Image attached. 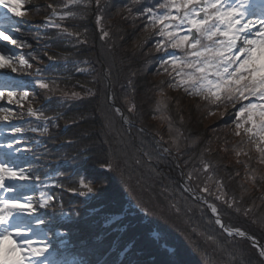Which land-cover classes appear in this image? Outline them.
<instances>
[{"label": "trees", "instance_id": "16d2710c", "mask_svg": "<svg viewBox=\"0 0 264 264\" xmlns=\"http://www.w3.org/2000/svg\"><path fill=\"white\" fill-rule=\"evenodd\" d=\"M65 2L42 0L39 11L34 8V20L51 17L63 28L81 33L80 39L86 38L88 43L77 45L75 37L46 27L45 22L32 25L14 20L22 38L31 45L21 48V55L33 64L29 71L35 76L36 68L49 69L43 74L56 77L59 88L52 95L20 72L21 87L29 91L32 106L44 108L47 117L59 115L60 118L49 122L46 135L29 130L43 127V122L34 118L25 116L23 121L14 122L25 128L20 136L23 149H31H22L27 154L23 167L30 165L43 182L32 193L38 197L39 192L44 191L54 198L50 207L41 208L37 213L45 224L34 225L37 232L47 233V237L41 235L37 239L47 238L53 244L50 259L57 264L66 261L68 264H170V261L171 264H208L207 252L211 254L212 264H264L258 249L246 240L223 233L212 222L214 217L209 208L183 191L180 169L184 174L200 169L201 153L205 148L210 149L204 152V159L216 166L215 174L223 179L226 199L234 197L239 211L221 204L215 195L200 194L206 196L210 204H216L226 225L245 231L264 247V181L257 178L253 184L246 178L253 169L258 177L264 175V164L257 162L259 154L251 145L241 147L249 151L252 159L244 155L238 157L233 151L242 137L233 135L232 108L223 117L218 112L216 116L205 118L206 114L195 108L200 103L198 99L169 88V77L158 74L166 53L156 51L154 42L159 37L155 32L144 31L147 17L141 13L145 8H155L159 0H101L103 26L110 36L107 41L101 40L95 23L99 10L94 0L87 8L83 5L65 8ZM53 8L58 14L70 11L77 17L60 20L52 17ZM77 67L85 71H77ZM104 70L112 73L115 101L135 124L130 131H126L129 125L123 123L109 102ZM132 73L136 75L133 77ZM129 79L133 82L131 86ZM162 80L169 104L167 114L174 125L171 133L167 122L159 119L160 113L154 110L156 101L161 99L157 86ZM86 89H93L96 95L63 103L59 100L62 92L84 95ZM133 101L136 110L130 112L129 104ZM176 101H179L178 106ZM27 106L25 102V109ZM105 122H111V127L105 128ZM175 129L183 132L179 154L171 143V137L177 134ZM118 132L124 133L121 139L127 142L121 145L125 155L113 159L115 170L108 171L102 167L108 148L106 141L116 139ZM161 136L162 146L170 148L171 155L162 157L159 163L155 159L149 161L143 151L157 156L159 150L154 140H160ZM196 137L199 139L193 145ZM81 174L93 181L94 193L82 196L71 191L79 187L77 181ZM204 175L194 173L199 178L190 182L197 193L204 184ZM215 187V183L210 184L213 193ZM160 231L172 239L175 235L176 241H180H164L156 235Z\"/></svg>", "mask_w": 264, "mask_h": 264}, {"label": "snow or ice", "instance_id": "6c2138e0", "mask_svg": "<svg viewBox=\"0 0 264 264\" xmlns=\"http://www.w3.org/2000/svg\"><path fill=\"white\" fill-rule=\"evenodd\" d=\"M92 2L93 0H66L64 7L83 5L87 8ZM94 3L99 10L95 23L99 27L100 38L107 41L110 36L109 31L103 26L101 0H94ZM0 7L7 9L14 16L25 14L21 11L23 0H16L15 3H10L9 0H0ZM49 7L52 6L49 5ZM39 8L40 6H37L36 10L39 11ZM128 11L131 12V8ZM141 15L147 17L144 31L155 32L159 37L154 42L156 51L166 53V58L161 60L157 72L169 77L168 87L177 91L182 90L187 96L198 99L200 103H197L195 108L197 111L204 112L205 118L216 116L218 112L223 117L228 109L232 108L234 110L233 135L242 137L240 145L233 146V151L238 157L244 155L252 159L249 151L241 147L251 145L259 154L257 162L264 164V0H159L155 8H145ZM52 17L65 20L76 18L77 14L70 11L58 14L53 8ZM46 27L59 29L67 37H75L77 45L88 43L86 38L80 39L81 33L63 28L51 17L47 20ZM12 32L23 36L20 27L4 16L0 20V40L16 45L18 48L31 47L26 39H13L10 34ZM83 35L86 37L87 29L84 30ZM29 55L32 54L29 53ZM49 59L53 58L49 57ZM65 63H67V59H65ZM83 63L88 62L83 61ZM31 69H33V64L23 55L14 56L4 49H0V70H7L10 73L22 72L32 78V82L40 89L55 95L59 90L57 78L47 77L43 74L49 69L36 68L35 76L32 71H29ZM77 71H85V69L77 67ZM111 75L110 70L104 73L109 85L111 84ZM135 75L136 73H132L133 77ZM128 83L131 86L133 82L129 79ZM164 83L162 80L157 86L161 99L156 101L154 110L160 113L159 119L167 122L168 131L171 133L174 130V125L171 116L167 114L169 104L162 87ZM131 92L135 93L134 87L131 88ZM95 95L96 92L93 89H86L84 95L79 92L71 94L62 92L59 100L63 103L67 100H83ZM29 96V91L22 90L19 85L10 86L6 82L3 87H0V101H6L7 105L18 106L16 110H13L11 107L0 104V123L10 126L13 137L23 136L25 132V128L13 124L14 120L23 121L27 116L41 121L43 122L42 128L31 127L29 130L46 135L49 132V122L60 118L59 115L45 116V109L33 107ZM32 99L35 97L33 96ZM46 99H51V97ZM25 102H28L26 109ZM176 103L178 106L179 101ZM113 110L121 117L123 123L129 125V129L126 131H130L132 121L124 116L120 108L113 107ZM128 110L130 112L136 110L134 101L130 102ZM180 122H184L183 116L180 117ZM27 123H31V121H27ZM104 127L110 128L111 122H105ZM216 130L215 127L212 129L213 132ZM141 131L143 132L144 129L142 128ZM175 131L177 134L171 137V143L179 154L183 132L180 129H175ZM123 135L124 133L118 132L116 139L106 141L108 148L105 150V161L102 167H106L108 171L115 170L113 159L118 155H125L121 145H126L127 142L121 139ZM198 139L199 137L193 138V145ZM161 141H163V136L160 137V140H154L159 150L155 157L148 151L140 149L149 161L155 159L159 163L162 157L171 155V149L163 147ZM20 143L23 141L14 139L11 143L0 144V149H13ZM208 143L210 144L211 141ZM15 151L22 150L17 147ZM23 151H31V149L26 148ZM209 151L210 149L205 148L201 153L200 169H192L186 174L182 172L184 176L183 191L207 205L214 216L212 222L219 226L223 233H227L229 237L247 238L248 234L245 231L226 225L216 204H210L206 196L200 194L215 195V199L221 204L226 205L229 209L239 211L238 208H235L234 197L226 199L223 179L217 178L215 174L216 166L204 159V152ZM139 162L137 159L136 163ZM237 162L240 163L239 160ZM244 163L248 168L247 162ZM194 173L207 174L204 175V184L200 187L199 193L190 183L193 179L199 178L194 176ZM246 178L250 179L253 184L256 183L257 178L264 181V175L258 177L255 169ZM18 182L31 185L32 187L28 190L33 193L43 183L40 177L32 172L30 165L29 167L16 166L6 162L3 154H0V264H57L50 259V249L53 248L51 240L37 239L41 235L47 237V233H39L34 227V225L45 224V220L37 213L41 208L50 207L54 198L44 191H40L38 197L24 195V185ZM77 183L79 187L71 189V191L78 192L82 196L94 193L93 181L86 179L82 174ZM212 183H215L216 186L215 193L210 190ZM9 193H13V195L9 196ZM173 207L176 206L173 205ZM176 211L179 212L180 209L176 208ZM208 238L212 239V237ZM205 255L209 257L208 264H212L211 254L205 252ZM258 255L264 259V247L259 248ZM233 259L235 260L236 257ZM65 264L68 262L66 261ZM72 264H78V262H72Z\"/></svg>", "mask_w": 264, "mask_h": 264}, {"label": "rangeland", "instance_id": "374dc122", "mask_svg": "<svg viewBox=\"0 0 264 264\" xmlns=\"http://www.w3.org/2000/svg\"><path fill=\"white\" fill-rule=\"evenodd\" d=\"M9 2L15 3L16 0H9ZM41 4H42V0H23V8L21 9V11L24 12L25 14L22 16H14V14L9 13L7 9L0 7V20H2L4 16H7L10 22H12L13 19L17 18L23 22H32V24H35L36 22H34L35 17L33 16V11H34V8H36L37 6H40ZM10 34L12 35L13 39H17V40L23 39L22 36L18 33L12 32ZM0 49H4L6 52L14 56L21 55V48H18L16 45H12L7 41L0 40ZM19 73L20 72L10 73L7 70H0V87H3L5 83L7 82L9 83L10 86L19 85V87L23 90V88L21 87V83H20L21 79L19 78V75H20ZM0 104H3L6 107H11L13 108V110H16L18 108V106L15 104L7 105L6 101H0ZM15 121L16 120L13 121V124ZM14 139L21 140L20 136L13 137V135H11L10 126L4 123H0V144L11 143ZM17 147H19L22 150L24 148V145L17 144L14 146L13 149H7V148L0 149V154H3V158L5 159L6 162L13 163L16 166H23L24 159L27 157V154L23 153L22 151L16 152L15 148ZM18 183L21 185H24V182H18ZM30 187L32 186L24 185V189H23L24 195H34L32 191L28 190ZM17 194H20V193H17ZM8 195L11 196L13 195V193H9ZM157 233L158 232H156L157 236H160L161 239H163L164 241H168L170 243H173V241H176V239H178L172 233H169V234L173 235L174 239H172L170 235L161 233V231L159 235ZM178 241L180 240H177L176 242ZM191 251L195 253L194 250L191 249ZM174 255H176V253Z\"/></svg>", "mask_w": 264, "mask_h": 264}, {"label": "water", "instance_id": "95a60500", "mask_svg": "<svg viewBox=\"0 0 264 264\" xmlns=\"http://www.w3.org/2000/svg\"><path fill=\"white\" fill-rule=\"evenodd\" d=\"M104 73H105V70H104ZM106 79V78H105ZM107 81V84H108V90H109V102L110 104L113 106V107H119V105L117 104V102L115 101V99L113 98V92H112V85L108 83V80L106 79ZM121 109V108H120ZM122 111V109H121ZM123 112V111H122ZM124 114V113H123ZM125 116V115H124ZM132 126H135V124L132 122L131 124ZM154 139H156L155 137H153ZM180 172H181V176H182V179H181V182H182V185H183V182H184V176L182 175V170L180 169ZM184 173V172H183ZM213 215V214H212ZM214 217V216H213ZM227 234V233H226ZM236 237V236H235ZM241 238V237H239ZM243 240H246L248 242L251 243L252 246H254L255 248H257L259 250L260 247H262L261 243L259 241H257L256 239H254L253 237L251 236H247V238H241Z\"/></svg>", "mask_w": 264, "mask_h": 264}]
</instances>
